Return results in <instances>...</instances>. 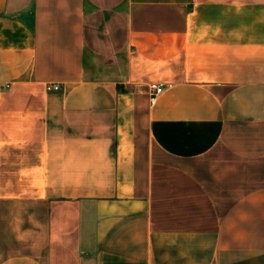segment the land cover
I'll return each mask as SVG.
<instances>
[{"label": "crops", "instance_id": "0c3cea01", "mask_svg": "<svg viewBox=\"0 0 264 264\" xmlns=\"http://www.w3.org/2000/svg\"><path fill=\"white\" fill-rule=\"evenodd\" d=\"M0 264H264V0H0Z\"/></svg>", "mask_w": 264, "mask_h": 264}, {"label": "built area", "instance_id": "2783aa9c", "mask_svg": "<svg viewBox=\"0 0 264 264\" xmlns=\"http://www.w3.org/2000/svg\"><path fill=\"white\" fill-rule=\"evenodd\" d=\"M10 83H7V86H9ZM48 89H60L61 84L57 82H51L47 85ZM150 94L151 98L154 99L160 92H162L165 89V84L162 82H156L153 81L149 84Z\"/></svg>", "mask_w": 264, "mask_h": 264}]
</instances>
